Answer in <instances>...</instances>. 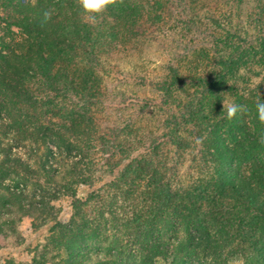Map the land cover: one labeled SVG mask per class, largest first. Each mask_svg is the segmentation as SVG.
<instances>
[{"label": "trees", "instance_id": "1", "mask_svg": "<svg viewBox=\"0 0 264 264\" xmlns=\"http://www.w3.org/2000/svg\"><path fill=\"white\" fill-rule=\"evenodd\" d=\"M220 6V0H207L205 3L203 0H124L123 4L109 6L90 21L85 18L77 0H0V23L20 30L19 37L4 43L5 50H0V115L8 121V131L19 141H51L56 149L63 150L60 127L56 124L62 118L63 108L52 100L44 99L43 94H59L62 100L68 99L77 105L81 104L82 97L96 98L91 93L98 84L99 54L106 56L109 40L126 39L130 29L141 24L143 16L150 19L152 26L160 22L170 23L171 31L179 14L187 12L192 17L189 21L194 19L198 23L205 20L200 14L202 10L210 14V35L215 45L234 51L227 53V62L220 61L224 71L216 73L208 81V86L233 79L234 52L238 46L229 41L227 47L221 42L224 38L221 31L226 30L215 16L217 13L222 15ZM45 12L50 14V18H45ZM227 21L234 36L237 28L232 26L230 19ZM190 24L189 30L197 34L188 38L196 40L203 31L199 32L196 23ZM183 27L186 26L175 28L181 40L188 33L182 30ZM258 44L264 51V42ZM239 59L243 64L244 60ZM201 61L209 62L204 56ZM251 98L244 107L251 117L249 124H240L237 115L230 120L225 112V122H228L230 130L227 139L221 136L213 123H208L204 137H196L202 146L200 158L210 166L205 170L206 175L185 186L177 180L173 182L174 176L169 180L155 160H130L127 173L121 177L122 180L129 177L128 185L133 187L124 192L128 204L138 198V184L143 183L144 187L139 197L140 210L130 211L122 226L123 232L108 235L105 220L93 225L88 219H83L82 224L74 222V219L70 225L59 226L61 240L67 239L69 234L74 240L70 241L80 249V255L86 252L89 261L93 254H106L112 258L109 264H221L224 255L230 257L238 252V256H246L249 263L251 258L247 254L257 255L256 247L264 245V145L258 143V138L264 133V124L254 122L257 102ZM85 101L78 111L63 115L72 132L79 131L91 121L88 112L84 111V108H89ZM199 103L203 102L197 99V105ZM198 107L202 109L200 105ZM2 116L1 120L4 119ZM203 119L206 121L205 117ZM193 123L200 128V123ZM181 141L178 139L176 144L182 145ZM70 148V145H65L68 152ZM11 149L0 153V219L6 220L4 216L11 213L13 207H18V211L24 214L33 211L41 215L47 213L44 200H41L44 207H22L17 199L23 198L24 194L14 192L5 181L13 183L16 188L30 184L41 195L45 188L38 181L32 183L31 180L37 179L40 173L44 176L49 174L50 167L40 164V169L36 170L28 163L16 161L12 158ZM47 152L46 157H54L52 150ZM77 164L72 162L73 167ZM61 171L65 174L67 170L58 169L51 180L62 181ZM66 173L75 177L73 184H85L91 179L90 175H82L76 170L69 169ZM70 185L72 182L63 181L62 189H68ZM48 194L51 195L49 201L56 199L55 191ZM81 218V214L76 216V219ZM94 261L101 264L99 258Z\"/></svg>", "mask_w": 264, "mask_h": 264}, {"label": "rangeland", "instance_id": "2", "mask_svg": "<svg viewBox=\"0 0 264 264\" xmlns=\"http://www.w3.org/2000/svg\"><path fill=\"white\" fill-rule=\"evenodd\" d=\"M206 1L203 0V3ZM220 2L222 15L217 13L215 16L227 32L221 31L224 36L221 42L227 47L230 42L238 46L237 52H234L233 79L227 77L223 84L215 82L208 86V81L216 73L224 71L220 61L227 62V53L234 51L215 45L210 35V14L204 10L200 12L205 19L202 23L194 19L189 21L192 17L187 12L179 14L171 31L170 23L160 22L152 26L150 19L143 16L141 24L130 29L126 39L109 40L106 56L99 54L98 84L91 93L96 98L81 99L82 102L86 100V104L88 102L86 107L89 108H84V111L88 112L91 121L84 124L78 133L70 131L69 122L63 115L78 111L82 102L71 104L74 101L62 100L59 94H43L44 99L52 100L63 108L62 118L56 122L60 127L63 150L56 149L51 141H19L12 137L7 129L8 121L0 115L4 118L0 119V153L12 148V158L16 161L28 163L36 170L40 169V164L50 167L49 174L44 176L40 173L37 179L31 180L32 183L38 181L45 188L41 195L30 184L16 188L13 183L5 181L14 192L24 194L23 198L17 199L22 207H44L41 201L44 200L47 213L41 215L33 211L24 214L18 211V207H13L12 212L4 216L6 220L0 219V264H96L95 258H99L101 264H109L112 258L109 259L106 254H93L89 261L86 252L80 255V249L70 241L73 240L71 235L67 234L68 238L61 240L59 226L70 225L74 219L79 224L88 219L93 225L105 220L108 235L122 233L130 211L140 210L139 197L144 187L143 183L138 184V198L128 204L124 192L133 187L128 185L129 177L125 180L121 177L127 173L130 160H155L169 180L174 176L173 182L177 180L185 186L206 175L208 165L200 158L202 146L197 138L204 137L208 125L213 123L219 128L221 136L227 139L230 130L224 118L226 105L235 102L245 107L249 97L254 102L264 101V51L258 44L264 42V0ZM228 19L237 28L234 36ZM190 22L197 24L195 27L199 32L203 31L196 40L188 38L197 34L189 30ZM181 25L186 26L183 31H188L182 40L175 33V28L181 29ZM19 32L15 27L0 23V50H5L4 43L17 39ZM203 33L206 34L204 37L201 36ZM203 56L208 59V64L201 61ZM239 58L244 60L243 64ZM255 78L261 79L259 86L254 84ZM197 99L203 103L197 105ZM204 117L206 121H203ZM237 120L240 124H249L251 117L243 109L237 113ZM253 120L260 122L257 114ZM194 121L200 123V128L195 126ZM178 139H182V145L176 144ZM64 144L70 145V152ZM48 149L52 150L53 158L46 157ZM74 161L78 163L75 167L72 165ZM63 168L67 170L65 174L61 171L63 180H51V176ZM69 169L90 175V181L73 184L75 177L66 173ZM63 181L72 182V185L62 189ZM53 191L56 192V199L49 201L51 195L48 193ZM78 214L82 215L81 220L76 219ZM256 248L257 255L247 254L251 258L249 263L244 256L246 264H264V245ZM233 256L224 255L221 264H227Z\"/></svg>", "mask_w": 264, "mask_h": 264}, {"label": "clouds", "instance_id": "3", "mask_svg": "<svg viewBox=\"0 0 264 264\" xmlns=\"http://www.w3.org/2000/svg\"><path fill=\"white\" fill-rule=\"evenodd\" d=\"M79 7L81 8L85 18L90 21H94L96 16L103 13L109 6H116L123 4L124 0H77ZM45 18H50L48 12L44 13ZM254 84L259 86L261 84L260 78L254 79ZM223 107L225 105L223 104ZM257 118L264 124V101H258L255 105ZM244 109V106L238 105L235 102L226 105V113L228 119H233L238 112ZM258 143L264 145V133L258 138ZM227 264H246L243 256H233L228 259Z\"/></svg>", "mask_w": 264, "mask_h": 264}]
</instances>
